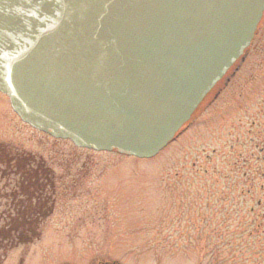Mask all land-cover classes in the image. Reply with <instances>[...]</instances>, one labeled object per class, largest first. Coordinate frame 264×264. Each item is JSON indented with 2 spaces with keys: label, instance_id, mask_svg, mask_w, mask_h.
<instances>
[{
  "label": "rangeland",
  "instance_id": "rangeland-1",
  "mask_svg": "<svg viewBox=\"0 0 264 264\" xmlns=\"http://www.w3.org/2000/svg\"><path fill=\"white\" fill-rule=\"evenodd\" d=\"M47 200L39 239L12 231L0 264H264V14L229 85L152 158L56 139L0 93V226Z\"/></svg>",
  "mask_w": 264,
  "mask_h": 264
},
{
  "label": "water",
  "instance_id": "water-1",
  "mask_svg": "<svg viewBox=\"0 0 264 264\" xmlns=\"http://www.w3.org/2000/svg\"><path fill=\"white\" fill-rule=\"evenodd\" d=\"M263 13L264 0H0V92L55 138L152 158L245 60Z\"/></svg>",
  "mask_w": 264,
  "mask_h": 264
},
{
  "label": "trees",
  "instance_id": "trees-1",
  "mask_svg": "<svg viewBox=\"0 0 264 264\" xmlns=\"http://www.w3.org/2000/svg\"><path fill=\"white\" fill-rule=\"evenodd\" d=\"M4 162H7V161L4 160ZM8 166H11V165L9 164ZM14 166H15V168H18V171L16 172V175L20 174L18 164H15ZM14 166H13V168H14ZM30 179H31L30 177H26L25 180H23L21 182L19 181V183H17V188L19 190H18L17 193L15 192V194L12 195L13 199L22 198V196L26 195V194L23 193V190H25V189L28 190V188L30 186H32L33 181H31ZM38 184H39L38 182H35L34 186L37 187ZM43 184L45 185L44 182H43ZM41 185H42V183H41ZM16 202H17V200L14 201V203H16ZM49 202H50V200H47L46 204H42L40 206V208H39V212H37L36 210L33 211V212H36V213H34V214H36L35 218L32 217L31 214L26 215V213H23L22 211L18 212L17 210H14L13 212H16V215H13V216L9 217L7 219L5 225L4 226H0V245H1V242L3 240L8 239V237L10 236V233L12 231L15 234L19 233L18 234L19 243L29 244L32 241L39 239V237L41 236V231H39L40 229L37 227L36 223H38V218L46 217V216L49 215V212H48L49 210L46 209V205ZM9 228H11L10 231L8 230ZM30 232H33L32 236H29ZM6 233H8L7 236H5ZM28 236H29V238H27ZM19 239H21V240H19ZM0 247H2V246H0Z\"/></svg>",
  "mask_w": 264,
  "mask_h": 264
},
{
  "label": "flooded vegetation",
  "instance_id": "flooded-vegetation-1",
  "mask_svg": "<svg viewBox=\"0 0 264 264\" xmlns=\"http://www.w3.org/2000/svg\"><path fill=\"white\" fill-rule=\"evenodd\" d=\"M238 72L235 71L233 68L230 69L226 75L215 85V87L208 93V95L205 97L203 102L200 104L198 110L206 105L212 104L214 100L218 98L220 95L221 91L226 88L230 81L232 80L233 77H235L236 73ZM197 110V111H198Z\"/></svg>",
  "mask_w": 264,
  "mask_h": 264
}]
</instances>
